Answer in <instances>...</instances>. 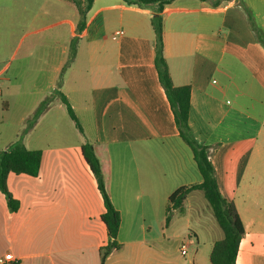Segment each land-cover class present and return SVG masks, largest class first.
<instances>
[{"label":"crops","instance_id":"1","mask_svg":"<svg viewBox=\"0 0 264 264\" xmlns=\"http://www.w3.org/2000/svg\"><path fill=\"white\" fill-rule=\"evenodd\" d=\"M68 3L72 15L61 23L71 26V34L67 41L55 39L56 49L45 53L46 85L35 87L44 93L14 115L13 126H4L12 105L25 103L24 67L11 82L8 55L10 24L28 5L0 0V151L22 133L28 149L43 151L38 177L11 173L7 179L17 212L0 190V257L12 254V264H101L99 251L110 239L104 199L83 159L89 142L100 146L121 215V248L105 264H211L223 230L203 192L191 191L166 224L171 195L202 177L155 68L158 5L94 0L74 55L80 14ZM160 15L171 80L191 87L192 138L208 148L219 191L234 202L245 228L237 264H264V44L253 28L264 33V0L216 6L212 0H171ZM48 98V108L25 131ZM183 243L189 244L186 255Z\"/></svg>","mask_w":264,"mask_h":264},{"label":"trees","instance_id":"2","mask_svg":"<svg viewBox=\"0 0 264 264\" xmlns=\"http://www.w3.org/2000/svg\"><path fill=\"white\" fill-rule=\"evenodd\" d=\"M73 2L79 11V22L77 25V37L72 42L71 49L76 52V40L79 39L86 28V15L90 11L94 0H69ZM128 4L138 6H148L150 4H157L159 7V15L153 18V26L156 33V41L154 42V49L156 52L155 68L158 73V77L161 85L164 87V91L168 97L170 105L173 110L175 123L180 133V137L184 142L192 149L195 161L202 177L200 184H194L190 187H184L178 190L175 194L171 195L170 207H168V215L166 224L171 220L172 214L176 210H180L183 207L184 200L187 195L193 191H201L204 194L205 199L211 205L212 212L218 225L223 230V238L216 241L209 256L211 264H237V256L239 255L240 242L244 236L245 228L242 220L240 219L237 208L232 201H227L219 191L218 181L215 174V168L208 158V148L200 146L192 138L191 128L189 126V113L191 108V87L181 86L176 87L169 75L168 63L164 56L163 45V25L162 16L165 4L171 0H124ZM206 1V0H202ZM222 0H212L216 6ZM253 28L257 31L258 40L264 44V33L253 24ZM63 103L67 107L69 116L75 121L77 127L83 132L79 119L75 115L73 108L66 97L62 98ZM50 99H46L42 102L36 112L33 114L29 125L25 131L34 127L39 117L48 108ZM83 159L90 167L91 171L97 179L98 189L104 199L105 212L102 215V221L106 225V230L109 236V244L99 251L101 264H105L107 257L114 250L121 248V244L118 243V232L121 228V215L113 206L111 194L109 191L108 175L105 172L102 161V154L100 146L97 143H86L82 146ZM42 150L28 149L23 142V133L8 146L5 150L0 151V190L7 198V204L11 211L17 212L19 210V202L14 198L8 188V177L11 173L16 175L26 174L31 177H38L41 170L42 162Z\"/></svg>","mask_w":264,"mask_h":264},{"label":"rangeland","instance_id":"3","mask_svg":"<svg viewBox=\"0 0 264 264\" xmlns=\"http://www.w3.org/2000/svg\"><path fill=\"white\" fill-rule=\"evenodd\" d=\"M68 1L23 0V2L28 5V10H19L25 15L22 16L20 21L18 20L10 24L11 36L9 37L10 46L8 55L10 72L8 76L11 82L14 83L17 70L19 68L21 70L22 67H24L25 76L23 80V92L25 100H23L22 103H25L22 104L20 102L22 106L17 108L12 105V111L8 113L7 120L3 124L4 126H13L14 115L20 114L32 107V104L44 93V91L39 93L40 91L35 87L42 89L46 85L44 80L41 79V70L48 67L45 62L49 61V59L45 57V53L52 49H56L54 46L56 44L55 39L60 38L62 42L67 41L71 34V26L67 23H61L63 19H67L73 12L72 6L74 5L68 3ZM57 4L59 7H57ZM69 13H71V15H69ZM77 43L76 40L75 44L77 45ZM4 56L3 54V57ZM13 92H15V89L10 87L9 93L13 95ZM31 118L27 121V126ZM177 242H179V240L175 241V243Z\"/></svg>","mask_w":264,"mask_h":264},{"label":"built area","instance_id":"4","mask_svg":"<svg viewBox=\"0 0 264 264\" xmlns=\"http://www.w3.org/2000/svg\"><path fill=\"white\" fill-rule=\"evenodd\" d=\"M122 32H117V35L121 34ZM189 244L183 243L180 247V251L182 255L188 254ZM15 262V258L12 254H6L3 257H0V264H12Z\"/></svg>","mask_w":264,"mask_h":264}]
</instances>
